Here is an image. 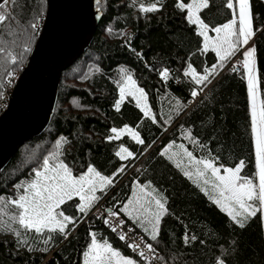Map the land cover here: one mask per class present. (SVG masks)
<instances>
[{
    "label": "trees",
    "instance_id": "16d2710c",
    "mask_svg": "<svg viewBox=\"0 0 264 264\" xmlns=\"http://www.w3.org/2000/svg\"><path fill=\"white\" fill-rule=\"evenodd\" d=\"M177 2L101 0L97 5L93 0L100 16L93 36L74 62L61 71L54 108L45 129L22 143L0 170V196L14 198L13 185L32 180L34 169L40 168L43 159L54 152L60 153L59 159L74 174L91 165L102 175L112 176L124 167L115 177V184L98 195L109 209L120 213L144 240L156 247L162 262L216 264L219 257L226 264H264V233L259 214L245 228L237 227L195 179H189L174 160L161 155L174 142L184 145L197 158H218L217 165L234 167L243 160L245 168L241 174L255 173L243 71L241 67L227 68L225 63L217 68L214 78L210 77L211 83L200 86L203 91L192 98L191 91L199 88L190 76L184 75L188 65L202 73L217 64L218 58L211 49L207 53L202 51L197 25L188 23L186 10L178 9ZM226 3L227 0H212L210 10L200 14L210 28L232 19V10ZM250 3L254 27L264 29V0ZM152 4L157 5V11H141V6ZM44 12L45 0H18L13 12L15 19L0 28V47L5 49L0 52V93L8 77L15 80L23 67L29 54L24 47H32L39 31L38 27L33 32L29 25L38 21L40 26ZM21 26L27 29L26 35H19ZM250 44L256 48L259 103L264 101V31L257 32ZM9 51L17 56L16 64L7 56ZM121 69H126L146 92L156 123L145 117L129 96L116 110L118 86L124 75ZM164 69L169 71L167 80L160 76ZM177 100L184 106L179 115ZM123 125L139 132L145 143L139 145L128 135L120 140L107 139L112 136V127ZM60 137L67 142L57 149ZM120 146L132 151L134 158L120 160L115 155ZM134 182L150 185L149 189H155L156 195L167 200V212L156 241L121 211ZM77 203L78 199L62 206L66 215L77 216L78 220L74 228L69 225L72 230L67 239L54 234L47 252L37 250L45 245L43 237L34 233L24 234L28 244L23 246H18L12 234L0 233V264H81L91 233L96 234L98 242L107 240L115 250L138 264H150L131 252L99 216L78 213ZM185 235L189 237L187 244ZM192 236L196 239L191 240ZM29 247L34 250L29 251Z\"/></svg>",
    "mask_w": 264,
    "mask_h": 264
},
{
    "label": "snow or ice",
    "instance_id": "6c2138e0",
    "mask_svg": "<svg viewBox=\"0 0 264 264\" xmlns=\"http://www.w3.org/2000/svg\"><path fill=\"white\" fill-rule=\"evenodd\" d=\"M100 3L101 0H96L97 5ZM17 5L18 0H0V28H3L6 22L15 19L13 12ZM211 5L212 0H190L188 3L178 0L176 4L178 9L187 11L188 23L198 26V35L203 37L202 51L207 53L211 49L218 58V63L213 64L211 68H205L204 74H198L191 64L188 65L184 75L190 76L199 88V90L194 88L191 91L193 99L199 95L200 91H203V87L211 83L210 77L214 78L218 67L222 68L231 57L240 51L242 46L249 45L257 32L264 31V29L254 27L250 0H227L226 7L232 10V19L223 25L210 28V25L201 18L200 14L205 10H210ZM157 10L156 4H152L150 7L141 6L142 12ZM29 27L35 32L39 27L38 21L31 23ZM210 30L216 34L215 37L208 35ZM9 31L11 32V29ZM108 31L112 30L109 28ZM26 34L27 29L21 26L19 35ZM28 39L30 40L31 36ZM4 51V47H0V52ZM29 51H31L30 46L25 45L24 52ZM137 55L141 54L137 53ZM7 56L11 58L13 64L17 63V56L12 52H7ZM243 57L251 104L255 173L252 176L241 174L245 168L243 160L235 167L218 166V158H197L182 144L178 146V151L171 152L174 142L161 152V155L167 156L169 160L178 158L176 159L177 168H182L184 158H186L187 165L184 167L194 171L184 170V175L189 179L195 176L196 182L202 179L204 185L211 184L217 195L209 198L241 229L245 228L251 220L257 218L258 214L260 223L264 227V101H259L258 104L259 80L256 71L255 46L247 47L243 52ZM121 72L124 74L123 83L119 86L120 98L116 102V110L119 111L125 97L130 96L136 100V105L144 116L150 117L153 123H156V117L147 103V94L144 89L137 86L136 81L126 69H121ZM160 76L167 80L169 78L168 69L161 71ZM183 107L177 100V115L180 114ZM111 132L113 135L107 138L109 140H120L124 135H128L139 145L145 143L141 139L140 133L127 125L120 129L112 128ZM66 142L65 137H60L56 142V148H62ZM59 155V152H54L45 157L40 168L34 169L32 180L13 185L16 189L14 198L0 196V233L12 234L16 238L18 246L28 244L25 233H34L36 237H43L42 243L45 247L37 249L41 252L49 251L48 246L54 242V234L58 233L67 239L72 230L69 225L74 228L78 217L66 215L62 206L69 201L78 199L79 203L75 205L76 210L86 216L101 199L97 193H105L110 186L114 185L115 177L125 170L124 167H121L112 176H105L90 165L86 172L77 176L63 160L59 159ZM115 155L122 161L134 158V153L124 146H121ZM149 187L150 185H138L140 194L134 192L133 198L123 205L121 211L133 223L143 228L144 232L150 235L151 240L156 241L160 232L161 220L167 212V200L163 196L154 195L155 189L145 191ZM202 190L206 191L203 188ZM109 215L118 217V213L115 212H110ZM105 223L108 221L105 220ZM124 225L125 221L120 219L118 226L123 228ZM145 225L150 227H145ZM112 231H117V226H113ZM129 231H134V229L129 228ZM119 239L125 241L126 234L121 232ZM195 239V236L191 237V240ZM188 242L189 237L185 235V243ZM127 246L134 252H138L141 258H148L144 251H138L139 244L133 242L128 243ZM146 247L148 253H155L152 244H147ZM28 250L33 251L34 249L29 247ZM83 256L84 264H138L133 258L125 257L120 251L115 250L107 240L102 243L98 242L95 233H91V243ZM155 258L160 259L158 256ZM216 264H226V261L218 257Z\"/></svg>",
    "mask_w": 264,
    "mask_h": 264
},
{
    "label": "water",
    "instance_id": "95a60500",
    "mask_svg": "<svg viewBox=\"0 0 264 264\" xmlns=\"http://www.w3.org/2000/svg\"><path fill=\"white\" fill-rule=\"evenodd\" d=\"M99 17L93 0H45L37 37L0 113V170L47 126L61 71L89 44Z\"/></svg>",
    "mask_w": 264,
    "mask_h": 264
},
{
    "label": "built area",
    "instance_id": "2783aa9c",
    "mask_svg": "<svg viewBox=\"0 0 264 264\" xmlns=\"http://www.w3.org/2000/svg\"><path fill=\"white\" fill-rule=\"evenodd\" d=\"M245 46L240 48V51L236 53V55H234L233 57H231L230 60H228L226 62L225 67L230 68V69H236L241 67V65L243 64V55H242V51L244 49ZM14 82V79L12 76L8 77L6 83H5V87L3 88L2 92L0 93V113L5 109L7 102H8V98H9V94L11 91V87L12 84ZM109 205H107L104 202V198L100 199V201L95 205V207L88 213V215H95V216H99L102 223L111 230L112 233H114L117 237L120 236L121 232L126 234V240L124 241V243L127 245L128 243H137L140 245V248L138 251H144L148 258L144 259L146 262L150 263V264H166L165 262H162L160 259H156L155 257L158 256V251L156 249V247L154 245L153 248L155 249V253H148L147 251V244H150L149 242H147L146 240H144L140 234L133 228V226L117 211H114L112 209H109L108 207ZM109 209V210H107ZM110 212H115L118 213V217L117 216H111L109 215ZM122 219L125 221V225L123 228L119 227V220ZM105 220L108 221V223H105ZM113 226H117V231L113 232L112 231V227ZM129 228L134 229V231H129ZM128 247V246H127ZM129 248V247H128ZM131 252L135 253L138 255V252H134L132 250V248H129ZM139 256V255H138Z\"/></svg>",
    "mask_w": 264,
    "mask_h": 264
},
{
    "label": "rangeland",
    "instance_id": "374dc122",
    "mask_svg": "<svg viewBox=\"0 0 264 264\" xmlns=\"http://www.w3.org/2000/svg\"><path fill=\"white\" fill-rule=\"evenodd\" d=\"M188 2H190V0L188 1ZM187 2V3H188ZM187 12V11H186ZM230 21V20H229ZM228 22V21H227ZM227 22H225V23H227ZM224 24V23H223ZM222 24V25H223ZM220 26V25H219ZM197 29H198V26H197ZM208 35H210V36H212V37H215V33L214 32H212L211 30L208 32ZM202 43H203V37H202ZM247 47H251V44H249ZM246 47V48H247ZM244 58V57H243ZM241 70L243 71V75H244V78H245V81H246V85H247V73H246V70L244 69V67H243V64L241 65ZM198 73V72H197ZM198 74H204V72H202V73H198ZM123 83V80H122V82L120 83V84H122ZM120 84H119V86H120ZM137 84V83H136ZM119 86H118V98H117V101L119 100V98H120V91H119ZM137 86L138 87H140L138 84H137ZM141 88V87H140ZM247 90H248V87H247ZM127 97V96H126ZM130 97V96H129ZM132 98V97H131ZM132 100L134 101V103L136 104V100L135 99H133L132 98ZM116 101V102H117ZM259 104V103H258ZM248 105H249V110H250V116H251V104H250V99H249V94H248ZM137 106V105H136ZM125 125H123V126H120V127H112V128H117V129H120V128H123ZM128 126V125H127ZM251 126H252V123H251ZM111 128V129H112ZM132 128V127H131ZM134 129V128H133ZM251 131H252V128H251ZM112 135H113V133H111ZM252 141H253V150H254V158H255V149H254V138H253V133H252ZM179 145H181V144H174V147L171 149V152H176V151H178L179 149H178V146ZM168 146V145H167ZM166 146V147H167ZM121 147V146H120ZM120 147H118L117 148V150H116V152L119 150V148ZM164 150V149H163ZM176 159H178V158H175L174 159V161H175V163H176ZM185 165H187V160H186V158H184V165H182V169L183 170H190V171H194V170H192V169H190V168H186V167H184ZM219 166V165H218ZM235 167V166H234ZM87 171V169L84 171V172H86ZM255 171H256V168H255ZM84 172H82V173H84ZM82 173H80V174H82ZM74 174V173H73ZM80 174H74V175H80ZM193 179H195L196 180V177L195 176H193ZM198 184H199V186L201 187V188H203V189H205L206 191L205 192H207V194L209 195V196H212V197H215L217 194L213 191V189H212V187H211V184H209V185H204L203 184V180L201 179V180H199L198 182H197ZM114 184H115V182H114ZM138 185L139 186H144L143 184H140V183H137V182H134L133 183V186H132V191H131V193L129 194V196L126 198V200L124 201V203H123V205L129 200V199H131V198H133V193L134 192H136L138 195L140 194L139 193V188H138ZM145 191H152L151 189H149V188H146L145 189ZM99 193V192H98ZM98 193H97V195H98ZM154 195H156L155 193H153ZM78 203H79V201H78ZM77 203V204H78ZM263 233H264V227H263ZM91 243V242H90ZM90 245V244H89ZM88 245V246H89ZM88 246L86 247V249L84 250V252L85 251H87V249H88ZM83 252V253H84ZM125 257H127V256H125ZM81 264H84V256H83V254H82V257H81Z\"/></svg>",
    "mask_w": 264,
    "mask_h": 264
}]
</instances>
